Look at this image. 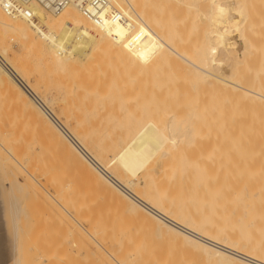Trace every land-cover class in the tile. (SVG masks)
Here are the masks:
<instances>
[{"label":"bare ground","instance_id":"1","mask_svg":"<svg viewBox=\"0 0 264 264\" xmlns=\"http://www.w3.org/2000/svg\"><path fill=\"white\" fill-rule=\"evenodd\" d=\"M108 1L125 22L0 7V264L55 224L85 230L97 264H264V0Z\"/></svg>","mask_w":264,"mask_h":264},{"label":"rangeland","instance_id":"2","mask_svg":"<svg viewBox=\"0 0 264 264\" xmlns=\"http://www.w3.org/2000/svg\"><path fill=\"white\" fill-rule=\"evenodd\" d=\"M251 2L253 1V3H255L256 2V0H250ZM247 2L249 3V0H247ZM250 2V3H251ZM244 32H246V31H244ZM192 33V32H191ZM196 33V32H195ZM195 33H193V34H195ZM198 33L199 34H201L200 33V30L198 31ZM187 34L190 36V37H194V36H196V34L195 35H193V34H191L190 35V32L188 33L187 32ZM199 34H197V35H199ZM193 35V36H192ZM189 36H187V37H189ZM190 37H189V39H190ZM201 37V36H200ZM186 39V38H185ZM198 39V38H197ZM191 40H193L192 38H191ZM199 41H200V38L198 39ZM256 40H257V38H256ZM255 40V41H256ZM258 40H260V39H258ZM257 40V43H255L254 41L251 43V44H258V43H260L259 41ZM186 44H187V42L186 41H184ZM191 41L189 40V42H188V48H190V43ZM190 43V44H189ZM197 43V44H196ZM199 42H197V40H196V42H195V40L193 41V44H196V46L197 45H199L198 44ZM192 44V45H193ZM259 45V44H258ZM195 46V45H194ZM260 46V45H259ZM259 46H252L250 49H251V53H254L255 52V54H251L252 56V59H253V61L251 60H249V59H245V58H247V56H248V51H249V54H250V49L249 50H245V52H247L246 53V55H245V57L244 58H242V60L244 59V60H246L245 62H247L248 63V65H249V63L250 64H252V62H254V61H256L257 59H254V58H258L259 57V54H258V52H257V50L256 49H259L260 50V48H261V46H262V43H261V46L259 47ZM254 47H257L255 50H252ZM12 48H13V51H15V52H17V53H20L21 52V50H20V47L17 45V44H13L12 45ZM263 48V47H262ZM187 50H190V49H187ZM191 50H192V52L194 53L195 51H196V49H194L195 51H193V48H191ZM261 51V50H260ZM256 52H257V54H256ZM235 55V56H234ZM254 55H256V56H254ZM232 56H234V58L233 59H231V60H233L234 62L236 61V60H238V61H240L241 60V58H240V60H239V58H237V54H234L233 53V55ZM237 59H236V58ZM232 58V57H231ZM235 59V60H234ZM230 60V61H231ZM243 60V61H244ZM249 60V61H248ZM233 61H231V63L233 64ZM238 67H241V66H238ZM243 68V66L239 69V68H236V69H238L236 72H237V74L236 75H238V74H241L243 71H247V70H244V68ZM246 69V68H245ZM243 70V71H242ZM238 71H239V73H238ZM240 71H242L241 73H240ZM246 73V72H245ZM242 74H244V73H242ZM239 76V75H238ZM221 92V91H220ZM222 93V92H221ZM220 93V94H221ZM222 95V97H223V95L224 94H221ZM221 95H220V98L222 99V97H221ZM227 96V95H226ZM226 96L224 95V98H226ZM229 98V96L227 97V99ZM226 99V107H230V106H233V107H230L229 109L230 110H232L233 111V109H234V107H235V102L233 101V99L231 100L230 98L227 100ZM224 101H225V99H224ZM232 102H234L232 105L230 104V103H232ZM3 101H1L0 100V108L1 109H4V107L5 106H2V105H4L5 103H3ZM224 103V104H225ZM253 107H256L255 106V104H250V103H247V104H245V105H240L239 107H237V112H241L242 113V111L245 109V111L247 110V112L246 113H248V115L249 114H251L252 115V113L254 112L252 109V106ZM251 106V107H250ZM263 108V107H262ZM261 108V109H262ZM253 111V112H251V110ZM228 110V109H227ZM225 111V110H224ZM227 112V111H226ZM245 113V112H244ZM228 114V113H227ZM226 114V115H227ZM229 114H231V113H229ZM255 114V113H254ZM259 114H261V113H259ZM232 115H236L235 113H233ZM247 115V114H246ZM262 115H264V109H263V112H262ZM250 116V115H249ZM195 157V156H194ZM188 158V157H187ZM186 158V159H187ZM197 158V157H196ZM196 158H193V159H195L196 160ZM172 159V158H171ZM189 159H190V161L189 162H191V163H193L195 160H193L192 158H190L189 157ZM199 159V158H198ZM192 160H193V162H192ZM198 162L200 161V160H197ZM197 162V163H198ZM195 163H196V161H195ZM200 163V162H199ZM188 167V166H187ZM244 175H245V173L244 172H241V173H237V172H235V171H232V174H230L229 176H228V180H225L224 181V183L223 184H225L226 185V187L228 188V190H229V192H228V196H229V202H230V204H234V202H232V200H234L235 199V195H234V193L236 192V190L237 189H240L241 188V184H239V185H235L234 184V179H236V177L238 178H241V179H243V177H244ZM143 183V182H142ZM231 207H232V205H231ZM42 208V207H41ZM100 207L97 205H95V206H89V205H86L85 204V206L84 207H82V209H83V211L84 212H87V213H91V215L93 214V217L94 216H96V215H98L100 212H101V208L99 209ZM243 208V207H242ZM30 209H32V208H30ZM33 210V209H32ZM100 211V212H99ZM96 213V214H95ZM250 217V215H245V214H241V215H238V214H236L235 212H234V208H233V210L231 211V213L230 214H225L224 213V216H222V218H223V220L227 223V225H231L232 227H230L231 228V232H236L237 231V229H235L237 226L236 225H244V223L246 222V220H248V218ZM89 219H91V218H89ZM95 219V220H94ZM94 219H93V221H95V223L93 222V221H91V220H87V221H90L91 223L93 222L94 224H96V222L98 221L95 217H94ZM84 221V220H83ZM42 222H43V220H42ZM41 222V223H42ZM45 222H46V220H45ZM44 222V223H45ZM48 223V222H47ZM81 224L82 225H84L85 223H83V222H81ZM99 224V223H98ZM46 226H47V224H45ZM58 225V224H57ZM56 224L54 225V228H52V229H55L56 228V230L54 231H52V233L51 232H49V233H51L52 234V236L51 235H49L48 234V232L46 233V231L44 230V229H46V230H49V228L48 227H46V228H44L43 226L41 227V228H44V229H42V230H39V232L37 233V235H36V238L39 240L38 242L36 241V244H34V245H36V246H38V247H35V250L37 249V251L36 252H38V253H36L35 252V250H33L32 248L34 247L33 245H32V243H35V240H33L32 238H35V236L34 237H32V231L33 230H35L34 229V227H33V225H30V228H31V226L33 227V228H31V229H29L30 231H27L28 232V234H29V232H30V234L28 235L29 237H27V239L28 240H30L31 241V244H30V241H28V240H26V241H28L27 242V244H28V246L29 247H27V249L29 250L28 252H27V264H52V263H50V262H48V260H47V256L48 255H54V254H50V250L47 248V247H50L51 246V244H52V241H53V239H51L52 241H50V240H48L47 238H45L44 236L46 235V234H48V236H51V238L54 236V240H56V238L58 239V238H60V239H58V242H63L64 241V245L65 246H63V247H65V248H63L62 247V250L60 249L58 252H56L55 253V256H56V258H57V260H55L53 263L54 264H71L73 261H75V258L78 256V255H80V256H78V258L79 257H81L80 259L81 260H84L85 259V261H86V259L88 260V261H86L85 262V264H97V263H95V262H97V260L95 259V257L93 256V252H94V250H93V248L95 247V243L93 244L92 243V239L91 238H88V236L86 237V234H84V233H86L85 232V230H84V232H83V230L80 228V229H78V228H76V227H72V226H70V230L72 231V232H70L69 231V229H67V230H65L64 229V227L61 225H59V227L57 226ZM57 226V227H56ZM60 228V229H59ZM84 228H85V226H84ZM243 228V227H242ZM33 229V230H32ZM51 229V230H52ZM74 229H76V231L74 230ZM87 229V228H86ZM32 230V231H31ZM37 230H38V228H37ZM50 230V231H51ZM58 230V231H57ZM65 230V231H64ZM36 231V230H35ZM41 231V232H40ZM78 231V232H77ZM56 232V233H55ZM65 232V233H64ZM35 233V232H34ZM57 234V235H56ZM56 235V236H55ZM37 236H39V237H37ZM60 236V237H59ZM46 237H47V235H46ZM56 237V238H55ZM45 239H47L46 241H45ZM48 241H50L49 243H48ZM57 241V240H56ZM94 242V241H93ZM41 243V244H40ZM47 243V244H46ZM51 243V244H50ZM49 244V245H48ZM62 244V243H61ZM31 245V246H30ZM40 245V246H39ZM48 245V246H47ZM33 246V247H32ZM94 246V247H93ZM81 248L80 249V252L79 253H77V248ZM47 248V249H46ZM84 248V249H83ZM38 249H39V251H38ZM45 249V250H44ZM86 251V253H85V255L83 254L84 253V251ZM32 251V252H31ZM48 251V252H47ZM64 251V252H63ZM60 252V253H59ZM62 252V253H61ZM36 253V254H35ZM39 256H38V255ZM45 254V255H44ZM59 254V255H58ZM63 254V255H62ZM35 255H36V257H35ZM40 255H44V256H40ZM47 255V256H46ZM38 256V257H37ZM63 256V257H62ZM40 257V258H39ZM84 257H86V258H84ZM65 259V260H62V259ZM66 258H67V260H66ZM83 258V259H82ZM59 259V260H58ZM61 259V260H60ZM79 259V260H80ZM76 260H77V258H76ZM66 261V262H65ZM64 262V263H63ZM76 262V261H75ZM74 263V262H73ZM81 264H83V263H81Z\"/></svg>","mask_w":264,"mask_h":264},{"label":"built area","instance_id":"3","mask_svg":"<svg viewBox=\"0 0 264 264\" xmlns=\"http://www.w3.org/2000/svg\"><path fill=\"white\" fill-rule=\"evenodd\" d=\"M46 8L51 14H59L66 7L74 5L83 16L96 24H104L105 19L116 18L125 22L124 16L111 8L108 0H0V7L9 16L34 20L32 6Z\"/></svg>","mask_w":264,"mask_h":264}]
</instances>
